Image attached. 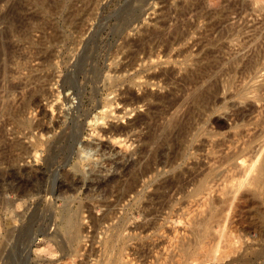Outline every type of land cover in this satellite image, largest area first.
<instances>
[{
  "label": "rangeland",
  "instance_id": "1",
  "mask_svg": "<svg viewBox=\"0 0 264 264\" xmlns=\"http://www.w3.org/2000/svg\"><path fill=\"white\" fill-rule=\"evenodd\" d=\"M214 6L0 0V151L45 181L31 198L4 194L0 184V264H264V0ZM223 31L211 58L200 55L215 46L184 51ZM179 34L172 51L160 50ZM151 39L156 63L137 49ZM207 65L200 85L217 79L219 90L174 141L171 121L192 105L180 77ZM139 87L150 99L125 107L122 92L140 96ZM151 132L156 140H147ZM162 140L134 192L119 201L105 195L118 165L141 168ZM176 154L171 168L158 164ZM10 169L0 163V174ZM175 174V186L155 190ZM67 175L80 180L72 192L61 191ZM77 214L81 232L70 240L68 219Z\"/></svg>",
  "mask_w": 264,
  "mask_h": 264
},
{
  "label": "bare ground",
  "instance_id": "2",
  "mask_svg": "<svg viewBox=\"0 0 264 264\" xmlns=\"http://www.w3.org/2000/svg\"><path fill=\"white\" fill-rule=\"evenodd\" d=\"M141 1H144V0H141ZM207 4H208V6H210V7H215L214 5H215V0H207ZM216 10H214V14H216V12H215ZM207 15H208V18L209 17H211V16H213V14H212V12L210 11V12H208L207 13ZM15 24V23H14ZM11 26V25H10ZM215 26H216V24H211V25H209V30H214L215 31ZM8 27V26H7ZM17 26L15 25L14 26V30H15V28H16ZM11 28V27H10ZM19 28V27H18ZM8 29V28H7ZM11 30H13V29H11ZM10 30V31H11ZM13 30V31H14ZM8 32V31H7ZM19 32V31H18ZM227 32V31H226ZM226 32H219L218 33V35L216 36V37H208L209 35H206V36H203V38H202V40H195V41H192L191 42V46H189V47H184V51L186 52V51H189V49H190V47L191 48H193V47H197L196 49H198L197 51H200V50H202V48L204 47V46H209V47H214L215 46V49L214 50H212V48H211V50L209 49V50H205L204 52L202 51V53L203 54H201L200 56V59H209V58H211L212 57V54H213V51L215 52H219V49H221L222 48V45L219 43L220 41H221V39L222 38H224V36L226 35ZM8 34H9V32H8ZM7 34V35H8ZM10 34H11V32H10ZM9 34V35H10ZM13 34H15V33H13ZM11 35V36H14V35ZM16 34H18L17 32H16ZM5 36H6V34H5ZM16 36V35H15ZM7 38H10V37H7ZM184 39V34H181V36H180V34H179V36L178 37H176L175 36V38H172V37H169V38H167V39H165L162 43H161V41H160V43L162 44L161 46H163L162 48L163 49H160V50H166V51H169V50H173L174 48V46L175 45H177L179 42H181L182 40ZM142 41V40H141ZM130 42V41H129ZM129 42H125L126 43V45H127V43H129ZM143 42V41H142ZM5 42H3V44H4ZM158 42L156 41V40H154V39H151V40H149V41H147V42H143L142 43V46H140V47H138L137 49H138V53L140 52V53H142L143 54V52H144V54L146 55H144L145 57H151V58H153L152 60H154V56H156L155 55V53H157L158 51V48H156L157 47V44ZM2 44V45H3ZM6 44H8V42L6 43ZM129 45H131V44H129ZM141 45V44H140ZM10 46V45H9ZM186 46V45H185ZM0 47H1V45H0ZM4 47H6V45L4 46ZM3 48V47H2ZM7 48V47H6ZM11 48V47H10ZM160 48V47H159ZM173 48V49H172ZM9 49V48H8ZM7 49V50H8ZM155 49H156V51H155ZM180 49V48H179ZM2 50L3 51H5L4 49H1L0 48V66H2L4 63H1V59H2V55H5L6 53H4V54H2ZM6 50V51H7ZM10 50L11 49H9V52H10ZM170 51V52H171ZM184 51H181L180 50V52L179 53H181V52H184ZM8 52V53H9ZM14 52V51H13ZM161 51H159V53H160ZM164 51H162V53H163ZM11 53V52H10ZM162 53H160V55L162 56ZM168 54H169V52H168ZM167 53H166V55H168ZM198 54V53H197ZM8 55V57H9V54H7ZM11 55V54H10ZM13 55H15V54H13ZM159 55V54H158ZM160 55L158 56V57H160ZM165 54H163V56H164ZM83 56V55H82ZM81 56V57H82ZM162 56V57H163ZM13 57V56H12ZM157 57V56H156ZM161 58V57H160ZM81 59H83V58H81ZM86 59V58H85ZM7 58H6V62H7ZM10 60V59H9ZM158 60V59H157ZM156 60V61H157ZM3 61V60H2ZM83 61H85V60H83ZM155 61V60H154ZM156 61H155V63H156ZM4 62V61H3ZM5 62V63H6ZM80 62V61H79ZM152 62V61H151ZM159 62V61H158ZM157 62V63H158ZM154 63V62H153ZM2 64V65H1ZM83 65V64H82ZM4 66L5 65H3V68H4ZM209 67H211V65H207L206 67H203V66H197L196 68H195V70H186V71H184V76L183 77H180V79L182 78V81H183V83L185 84V85H188V86H190L191 87V89L193 90V93H192V97H191V103H192V105H187L186 107H185V109H184V111L182 112H180V111H176V113L177 112H179V113H182V114H180V115H178V116H176V114H175V117H173V119H172V121H171V127H170V129H169V131H168V133L167 134H170L171 136H172V139L174 140V141H178V140H180L181 138H182V135H184L185 133H186V131L188 130V128H189V126H190V122L193 120L192 118H193V116H194V114H195V112L196 111H198L200 108H204L205 106H207L209 103H210V101L212 100V98L214 97V95L215 94H217V92H218V90H219V85H218V82H217V79H214L213 81H210V82H208L207 84H204V85H200V83L201 82H203L204 81V79H205V77H206V75L205 74H207L205 71H204V69L207 71V68H209ZM1 68V70H2V72H3V69H2V67H0ZM0 70V71H1ZM166 71V70H165ZM170 71V73H168L167 75L166 74H164V75H166L167 76V78H169V77H174L172 74H173V72L172 71H174V70H169ZM168 70L166 71V72H169ZM164 72V71H163ZM162 72V73H163ZM175 72V71H174ZM162 73H160V74H162ZM1 75V74H0ZM155 75V74H154ZM163 74H162V76L161 77H163L164 76ZM171 75V76H170ZM156 76V75H155ZM182 76V75H181ZM152 78H154V77H152ZM156 78H157V76H156ZM155 78V79H156ZM158 78H159V76H158ZM157 78V79H158ZM166 78V77H165ZM150 79H151V77H150ZM150 79H148V80H150ZM156 79V80H157ZM162 79V78H161ZM163 79H164V77H163ZM179 79V80H180ZM147 80V81H148ZM153 80V79H152ZM170 80V79H169ZM171 80H172V78H171ZM146 81V82H147ZM158 81V80H157ZM157 81H153V82H157ZM160 81H162V80H160ZM164 81V80H163ZM167 81V83H168V79L166 80ZM182 81H179V82H182ZM67 82V81H66ZM65 83V82H64ZM154 83V84H155ZM157 83H159V82H157ZM156 83V84H157ZM67 84V83H66ZM145 84V83H144ZM155 84V85H156ZM177 84V83H176ZM183 84V85H184ZM15 85V84H14ZM13 85V86H14ZM17 85V84H16ZM162 85H163V83H162ZM167 85V84H166ZM11 86V85H10ZM12 86V87H13ZM142 86V85H141ZM160 86V85H159ZM15 87V86H14ZM145 87V86H144ZM11 87H9V89H10ZM139 88H141V87H139ZM138 88V89H139ZM142 89V88H141ZM140 89V90H141ZM143 90V89H142ZM142 90H141V94H140V96H136L135 94H133V93H131V92H129V91H127L126 90V92H122V97H123V102H121L122 104H124V106L126 105H140V103L142 104L144 101H148V99H150L149 98V95L151 96V93H149V95L147 94V93H145L144 92V90H143V92H144V94H142L143 92H142ZM12 90H10V92H11ZM147 92V91H146ZM138 93V92H137ZM137 95H139V94H137ZM163 98H164V96H162ZM162 97H160V99L162 98ZM152 98V97H151ZM156 98V97H155ZM154 98V95H153V99H155ZM166 98V97H165ZM122 99V98H121ZM152 100V99H151ZM122 101V100H121ZM158 101H159V99H158ZM161 101V100H160ZM164 101V100H163ZM146 103V102H145ZM175 103V102H174ZM173 102H172V104H174ZM148 104V103H147ZM26 105H29V104H26ZM125 106V107H126ZM148 106V105H147ZM173 107V106H172ZM43 109V108H42ZM151 109V108H150ZM180 110V109H179ZM40 111H41V109H40ZM147 111H148V107H147ZM148 114V113H147ZM146 115V114H145ZM148 116H151L150 114L148 115ZM154 117V116H153ZM140 118V117H139ZM143 118V117H142ZM146 118V117H145ZM148 119V123H149V117H147ZM138 120H140V119H138ZM137 120V121H138ZM151 120V119H150ZM141 121V122H140ZM139 122L142 124L143 122V119H141ZM145 121V120H144ZM146 122L147 121H145V124H146ZM133 123H135V122H133ZM137 124H138V122H136ZM136 123L134 124V125H136ZM144 124V123H143ZM104 125V124H103ZM133 125V126H134ZM140 125V124H139ZM102 127V126H101ZM148 127H149V125H148ZM109 128V127H108ZM107 130V129H106ZM119 130H121V129H119ZM114 131V128L113 129H109V130H107V132H108V134L110 133V135L111 134H114L115 135V131ZM118 131V130H117ZM98 132H99V130H98ZM97 132V133H98ZM118 133V132H117ZM116 133V134H117ZM98 135V134H97ZM102 135V134H101ZM104 135V134H103ZM113 135V137L115 138V136ZM118 135V134H117ZM119 135H120V133H119ZM165 135V134H164ZM110 137V136H109ZM112 137V136H111ZM153 137V138H152ZM163 137L164 136H162L161 138L163 139ZM165 140H166V135H165ZM153 140V139H155L154 138V135H153V133L151 132V133H149V135L147 136V140ZM156 140V139H155ZM163 140L158 144V146H157V148L155 149V150H153V152L149 155V157L146 159L147 161L141 166V168H137V169H132L131 171H130V168H126V169H121L120 167H123V165H121V166H117L116 167V172L114 173V174H112L110 177H109V179H108V181H106L107 182V184L105 185V187H106V194L105 195H108V194H111V195H114L115 196V198H116V200L117 201H119V200H121V199H123V198H125L128 194H130V193H132V192H134V190L136 189V187L138 186V184H139V181H140V179L143 177V176H145L148 172H150L151 171V169H152V166H154V164H155V157H156V155H157V153L158 154H160V153H162V149H163V146H164V144L163 143H165V142H163ZM150 143V142H149ZM163 144V146H162V144ZM145 149V148H144ZM3 154V151H0V163H4L6 166H8V167H13L14 168V170H9V171H7L6 173L4 172V173H2L1 172V177H3V179H1L0 180V184L1 183H3V189L1 190V191H3V193L4 194H17L18 196H25L26 198H31V197H36L37 196V194L39 193V191L38 190H41V185L45 182H43L42 183V174H40L41 175V177L38 175H36V173H33L32 174V172H30V169L28 168V167H19V166H17V160L18 159H21V157H12L11 156V158H10V156H6V154L3 156L2 155ZM142 154V153H141ZM143 155H144V152H143ZM142 155V156H143ZM145 156H146V154H145ZM144 157V156H143ZM142 158V157H141ZM179 159V157H178V155L176 154V155H174L173 157H170V158H167V159H164V160H160V162L158 163L159 165H161L163 168H171L173 165H174V163L177 161ZM123 162V161H122ZM121 164V163H120ZM32 171V170H31ZM44 173V172H43ZM33 175H36L37 177H35V176H33ZM43 175H45V174H43ZM46 176V175H45ZM124 177V179L123 180H121L122 178ZM180 176L179 175H177V174H175L174 176H173V178H174V180H171V181H167V182H161L160 184H158V185H156V187H155V190L158 192V193H160L161 191H163L164 189H166V188H172L173 186H175L181 179L179 178ZM78 179V178H77ZM257 179V178H256ZM255 179V180H256ZM97 185V187H100L101 186V181L99 182H97L96 183ZM80 185V180L78 179V180H75V179H73V178H71L70 176H66L65 177V181L62 183V185L60 184V186H61V191H63V192H72L74 189H76L78 186ZM52 190V189H51ZM59 190H60V188H59ZM48 191V190H47ZM50 191V190H49ZM41 192H42V190H41ZM52 192V191H51ZM46 193H48V194H50L49 192H46ZM45 193V194H46ZM53 193V192H52ZM51 195V194H50ZM39 196V195H38ZM48 196V195H47ZM105 204V203H104ZM100 205V204H99ZM106 215H108V214H106ZM106 215H104V216H106ZM108 218V217H107ZM80 218H79V216H78V214L77 215H75V216H72V217H70L69 219H68V229H67V234H68V237H69V239L70 240H74V239H77V237H78V235H79V233L81 232V227L79 226V220ZM142 227V226H141Z\"/></svg>",
  "mask_w": 264,
  "mask_h": 264
}]
</instances>
